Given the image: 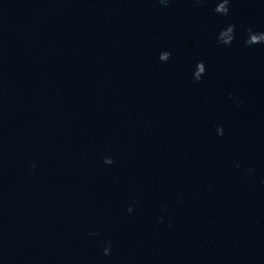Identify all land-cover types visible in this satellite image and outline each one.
<instances>
[{
  "label": "water",
  "instance_id": "water-1",
  "mask_svg": "<svg viewBox=\"0 0 264 264\" xmlns=\"http://www.w3.org/2000/svg\"><path fill=\"white\" fill-rule=\"evenodd\" d=\"M0 264H264V0H0Z\"/></svg>",
  "mask_w": 264,
  "mask_h": 264
}]
</instances>
